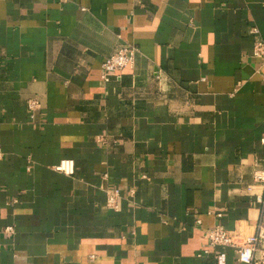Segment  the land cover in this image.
I'll use <instances>...</instances> for the list:
<instances>
[{"label":"crops","instance_id":"crops-1","mask_svg":"<svg viewBox=\"0 0 264 264\" xmlns=\"http://www.w3.org/2000/svg\"><path fill=\"white\" fill-rule=\"evenodd\" d=\"M259 39L264 0H0V264H246L217 224L264 264Z\"/></svg>","mask_w":264,"mask_h":264},{"label":"built area","instance_id":"built-area-1","mask_svg":"<svg viewBox=\"0 0 264 264\" xmlns=\"http://www.w3.org/2000/svg\"><path fill=\"white\" fill-rule=\"evenodd\" d=\"M251 33H257L256 28H251ZM138 49L132 44H119L112 53L105 56L101 63L100 80L102 84L107 83L110 77L116 75L119 71L127 66H132L134 57ZM252 56L264 62V43L259 39L254 41L252 47ZM26 107L30 117L33 112L40 107L39 98L33 96L28 98ZM3 152L0 150V158ZM52 169L61 174L72 176L75 174L74 161L69 158L61 159ZM105 176V175H104ZM256 181H264V172H257L254 176ZM105 204L107 208L118 210L120 206V195L117 189L108 188L105 194ZM6 231L11 232L12 227L8 226ZM203 236L208 246L232 247L235 249L237 260L242 263L252 264L254 262V253L257 248L259 236L253 235L247 238H240L239 234L226 230L217 224L212 228L204 230ZM217 264H221L220 256H218Z\"/></svg>","mask_w":264,"mask_h":264}]
</instances>
